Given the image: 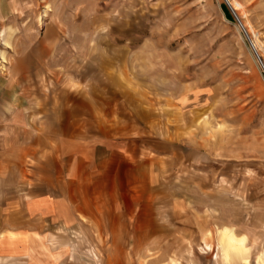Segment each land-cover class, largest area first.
I'll return each instance as SVG.
<instances>
[{
  "label": "rangeland",
  "instance_id": "rangeland-1",
  "mask_svg": "<svg viewBox=\"0 0 264 264\" xmlns=\"http://www.w3.org/2000/svg\"><path fill=\"white\" fill-rule=\"evenodd\" d=\"M0 264H264V0H0Z\"/></svg>",
  "mask_w": 264,
  "mask_h": 264
},
{
  "label": "crops",
  "instance_id": "crops-1",
  "mask_svg": "<svg viewBox=\"0 0 264 264\" xmlns=\"http://www.w3.org/2000/svg\"><path fill=\"white\" fill-rule=\"evenodd\" d=\"M68 143L70 144L69 140L62 138L60 146L58 147V149L61 152H59L60 155L56 157L55 163L53 166V169L55 172H58L59 174L62 172L63 173L66 172V175L68 176L67 179L69 180V179L74 178V175L76 174L77 171H79L80 167L82 166L85 167L86 170L89 171L90 173L98 169V167H96V164L99 165V161H96V159H94L93 161V159L89 157L86 153L73 155V153H71L72 151L70 150V147L68 146L69 145ZM85 162H86V165L84 166ZM52 176L49 178V181H51ZM65 196H66L67 201L72 202V198H70L69 196V191L66 192ZM127 210L126 211L122 210L121 211L122 214L128 215L129 212H127ZM84 214L89 216L87 213H84ZM131 214L133 213L131 212Z\"/></svg>",
  "mask_w": 264,
  "mask_h": 264
},
{
  "label": "bare ground",
  "instance_id": "bare-ground-1",
  "mask_svg": "<svg viewBox=\"0 0 264 264\" xmlns=\"http://www.w3.org/2000/svg\"><path fill=\"white\" fill-rule=\"evenodd\" d=\"M229 237L230 240L235 243V244H241L243 245L244 243V238L242 236H236L232 231H229Z\"/></svg>",
  "mask_w": 264,
  "mask_h": 264
},
{
  "label": "water",
  "instance_id": "water-1",
  "mask_svg": "<svg viewBox=\"0 0 264 264\" xmlns=\"http://www.w3.org/2000/svg\"><path fill=\"white\" fill-rule=\"evenodd\" d=\"M238 20V19H237ZM238 22H239V20H238Z\"/></svg>",
  "mask_w": 264,
  "mask_h": 264
}]
</instances>
